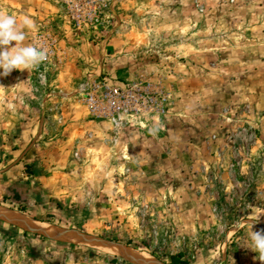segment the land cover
<instances>
[{"label":"rangeland","instance_id":"1","mask_svg":"<svg viewBox=\"0 0 264 264\" xmlns=\"http://www.w3.org/2000/svg\"><path fill=\"white\" fill-rule=\"evenodd\" d=\"M104 4L80 32L56 0H0L32 22L25 44L56 41L38 69L0 76V210L81 236L0 216V264H135L121 251L260 264L248 248L250 223L264 230V0ZM87 74L146 81L165 113L91 119L72 99Z\"/></svg>","mask_w":264,"mask_h":264},{"label":"built area","instance_id":"2","mask_svg":"<svg viewBox=\"0 0 264 264\" xmlns=\"http://www.w3.org/2000/svg\"><path fill=\"white\" fill-rule=\"evenodd\" d=\"M104 1L56 0V4L72 30L86 32L101 24ZM55 42L50 35H38L34 41L48 50V57L54 54ZM72 99L89 118L115 122L141 114L162 116L168 103L167 95L146 81L113 84L90 74L75 85Z\"/></svg>","mask_w":264,"mask_h":264},{"label":"clouds","instance_id":"3","mask_svg":"<svg viewBox=\"0 0 264 264\" xmlns=\"http://www.w3.org/2000/svg\"><path fill=\"white\" fill-rule=\"evenodd\" d=\"M31 26L32 22L27 17L21 25L16 16L0 11V76L6 77L13 70H36L48 60L46 48L24 43L27 39L24 28ZM151 131L155 134V130ZM250 225L248 249L257 253L255 260L264 264V230L253 231V225Z\"/></svg>","mask_w":264,"mask_h":264},{"label":"bare ground","instance_id":"4","mask_svg":"<svg viewBox=\"0 0 264 264\" xmlns=\"http://www.w3.org/2000/svg\"><path fill=\"white\" fill-rule=\"evenodd\" d=\"M9 215V216H8ZM11 214L6 213V212H2L0 210V216L1 217H9L15 221H19L21 223V226L29 229V230H33V231H39L40 233L44 234L47 237H51V238H57V239H63V237L70 239L71 241H79L80 240V235L76 236V235H69V237L66 236V234H62L53 230H49L46 228L41 227L39 224L36 223H30V222H23L22 220H18L15 218L10 217ZM64 240V239H63ZM114 250L116 251L117 249L114 248ZM122 255L129 260L130 262H133L135 264H149V260L143 256V255H139V254H132L131 252L128 251H121Z\"/></svg>","mask_w":264,"mask_h":264},{"label":"trees","instance_id":"5","mask_svg":"<svg viewBox=\"0 0 264 264\" xmlns=\"http://www.w3.org/2000/svg\"><path fill=\"white\" fill-rule=\"evenodd\" d=\"M19 211H21V210H19ZM125 245H127V243ZM179 260H180V255L177 254L175 257H172L171 262L169 264H180Z\"/></svg>","mask_w":264,"mask_h":264}]
</instances>
